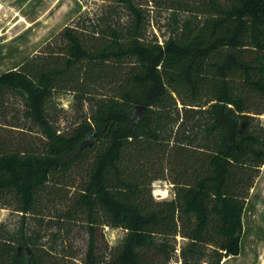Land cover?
<instances>
[{
    "label": "trees",
    "instance_id": "16d2710c",
    "mask_svg": "<svg viewBox=\"0 0 264 264\" xmlns=\"http://www.w3.org/2000/svg\"><path fill=\"white\" fill-rule=\"evenodd\" d=\"M171 1L188 16L157 35L138 1L101 0L58 44L0 74V114L21 101L18 119L0 123V206L23 217L17 230L0 223V264L74 259L55 243L66 222L89 230L79 264H221L240 253L264 164V0ZM64 93L78 112L67 128ZM157 180L172 198L154 197ZM70 189L64 211L44 213ZM104 226L123 229L122 242L100 248Z\"/></svg>",
    "mask_w": 264,
    "mask_h": 264
},
{
    "label": "rangeland",
    "instance_id": "374dc122",
    "mask_svg": "<svg viewBox=\"0 0 264 264\" xmlns=\"http://www.w3.org/2000/svg\"><path fill=\"white\" fill-rule=\"evenodd\" d=\"M101 0H0V74L17 68L28 57H31L46 45H56L60 42V33L75 21L80 15L100 10ZM146 9L147 20H150L149 33L161 35L167 33L173 16H188L169 7L171 0H136ZM10 97V96H7ZM56 105L64 111H59L61 119L57 122L62 128L74 123L78 112L74 109V94H59L55 98ZM20 100H8L7 108L0 114V123L14 122L18 119ZM264 125V113L260 116ZM1 128V126H0ZM3 134L16 138L17 130L4 128ZM1 132V131H0ZM35 134V133H34ZM32 133V135H34ZM73 189L66 190L62 199L44 205V213L56 217L66 209V203ZM68 195V196H67ZM153 195L156 199L173 197V186L166 180H157L153 184ZM46 202V201H45ZM22 216L11 207L0 206V223H5L10 229L17 230ZM49 218V217H47ZM48 220V219H46ZM35 226L33 220H29ZM59 240H55L58 248L68 246L74 259H65L66 264H79L85 257L90 242L89 230L86 226L72 222L65 223ZM54 231V230H53ZM125 237L121 228L104 226L97 230L98 246L118 245ZM45 241V238L43 239ZM182 241V240H181ZM47 246L53 247L52 237L46 238ZM169 264H182L175 258ZM221 264H264V164L251 188L250 196L243 215V232L240 253L237 256L225 257Z\"/></svg>",
    "mask_w": 264,
    "mask_h": 264
}]
</instances>
